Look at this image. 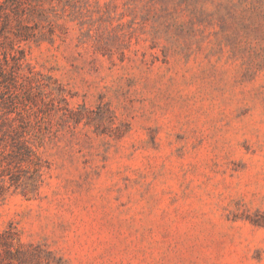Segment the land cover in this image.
<instances>
[{"label":"rangeland","instance_id":"1","mask_svg":"<svg viewBox=\"0 0 264 264\" xmlns=\"http://www.w3.org/2000/svg\"><path fill=\"white\" fill-rule=\"evenodd\" d=\"M25 4L0 264H264V0Z\"/></svg>","mask_w":264,"mask_h":264},{"label":"trees","instance_id":"2","mask_svg":"<svg viewBox=\"0 0 264 264\" xmlns=\"http://www.w3.org/2000/svg\"><path fill=\"white\" fill-rule=\"evenodd\" d=\"M27 0H0V28H7L10 24L12 15H27V13H31L32 9L26 7ZM33 5V4H32ZM12 59L19 61L20 56L16 54L11 55ZM8 62V53H6L4 57V63ZM2 61L0 62V71H4V64ZM3 67V68H2ZM14 73V70L11 74Z\"/></svg>","mask_w":264,"mask_h":264}]
</instances>
